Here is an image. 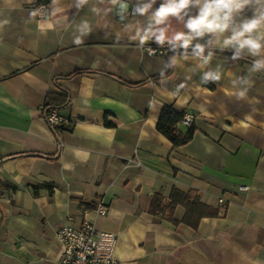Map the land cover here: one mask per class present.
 Masks as SVG:
<instances>
[{"label": "crops", "instance_id": "crops-1", "mask_svg": "<svg viewBox=\"0 0 264 264\" xmlns=\"http://www.w3.org/2000/svg\"><path fill=\"white\" fill-rule=\"evenodd\" d=\"M38 2L0 0V264H55L57 231L84 219L116 235L119 264H264V72H250L253 58L217 49L205 68H165L173 53L150 56L125 32L137 18L74 0H47L39 17ZM82 20L92 31L77 45ZM217 66L222 79L202 83ZM245 76L237 99L231 81ZM49 95L67 96L55 131ZM165 105L192 116L188 144L174 149L156 130ZM173 189L196 191L218 216L192 229L152 215V197L167 204Z\"/></svg>", "mask_w": 264, "mask_h": 264}, {"label": "clouds", "instance_id": "clouds-1", "mask_svg": "<svg viewBox=\"0 0 264 264\" xmlns=\"http://www.w3.org/2000/svg\"><path fill=\"white\" fill-rule=\"evenodd\" d=\"M106 3L107 7L96 6ZM157 3L158 0H136L130 12L129 0H96V4L93 0H74L77 11L90 6L94 14L115 10L121 20L137 18L125 25V32L134 30L130 39L138 40L141 48L149 42L160 47L167 45L173 55L165 68L179 67L189 58L199 68H205L218 49L232 51L233 61L251 57L250 72H264V0H159L158 7ZM7 23V20L0 22V27ZM77 31L79 35L75 36L74 43L79 45L92 27L87 20H82ZM148 51L152 55L155 50ZM222 75L219 66L215 70L209 68L203 72L201 81L219 82ZM251 83L247 76L231 81L237 99L246 98Z\"/></svg>", "mask_w": 264, "mask_h": 264}, {"label": "built area", "instance_id": "built-area-1", "mask_svg": "<svg viewBox=\"0 0 264 264\" xmlns=\"http://www.w3.org/2000/svg\"><path fill=\"white\" fill-rule=\"evenodd\" d=\"M133 8L134 6H131L130 12ZM47 9V0H39V17H44ZM149 48L155 50L154 54H149ZM141 49L150 56H163L169 53L167 45L160 47L155 42L146 44ZM42 112L47 126L52 131L67 124L66 118L55 108L46 109ZM191 119L190 114H185L182 123L189 126ZM246 189V187L240 188V190ZM219 203L223 204V200H219ZM107 210V206L100 203L95 211L99 214H105ZM56 240L60 252L55 264H119L114 257L116 235L110 231L97 229L93 222L87 219H84L79 225H65L60 228L56 233Z\"/></svg>", "mask_w": 264, "mask_h": 264}, {"label": "trees", "instance_id": "trees-1", "mask_svg": "<svg viewBox=\"0 0 264 264\" xmlns=\"http://www.w3.org/2000/svg\"><path fill=\"white\" fill-rule=\"evenodd\" d=\"M169 53L172 52L169 51ZM217 55H219L218 52H216L215 56ZM225 56L231 58L232 54L227 53ZM165 76L163 75L161 78ZM67 104V96L49 95V102L43 107V110L51 108L63 109ZM184 115V112H178L172 107L165 105L161 109L156 124V130L170 141L174 149L188 144L195 133V127L191 124L187 126V130L184 133L178 129V125L182 123ZM177 206L184 208V215L180 221L174 218V210ZM149 212L152 215L158 213L164 214L166 220L171 224H184L192 229H197L202 218H215L219 213L217 209L201 203L196 191L193 190L185 193L176 189L170 192L167 204L160 194H155L152 197Z\"/></svg>", "mask_w": 264, "mask_h": 264}, {"label": "water", "instance_id": "water-1", "mask_svg": "<svg viewBox=\"0 0 264 264\" xmlns=\"http://www.w3.org/2000/svg\"><path fill=\"white\" fill-rule=\"evenodd\" d=\"M166 56V55H165Z\"/></svg>", "mask_w": 264, "mask_h": 264}]
</instances>
